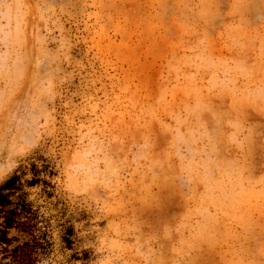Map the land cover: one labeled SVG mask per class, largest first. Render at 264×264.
<instances>
[{
	"label": "rangeland",
	"instance_id": "374dc122",
	"mask_svg": "<svg viewBox=\"0 0 264 264\" xmlns=\"http://www.w3.org/2000/svg\"><path fill=\"white\" fill-rule=\"evenodd\" d=\"M14 175L32 264H264V0H0Z\"/></svg>",
	"mask_w": 264,
	"mask_h": 264
},
{
	"label": "trees",
	"instance_id": "16d2710c",
	"mask_svg": "<svg viewBox=\"0 0 264 264\" xmlns=\"http://www.w3.org/2000/svg\"><path fill=\"white\" fill-rule=\"evenodd\" d=\"M45 222L19 176L14 175L1 184L0 264H32L35 255L48 254L51 242ZM13 231L17 234L12 235Z\"/></svg>",
	"mask_w": 264,
	"mask_h": 264
}]
</instances>
